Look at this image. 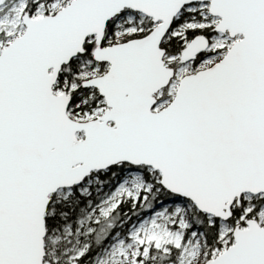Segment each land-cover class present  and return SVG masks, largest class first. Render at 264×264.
<instances>
[{
	"label": "snow or ice",
	"instance_id": "6c2138e0",
	"mask_svg": "<svg viewBox=\"0 0 264 264\" xmlns=\"http://www.w3.org/2000/svg\"><path fill=\"white\" fill-rule=\"evenodd\" d=\"M0 264H264V0H0Z\"/></svg>",
	"mask_w": 264,
	"mask_h": 264
}]
</instances>
